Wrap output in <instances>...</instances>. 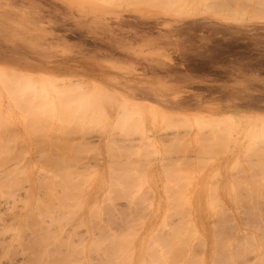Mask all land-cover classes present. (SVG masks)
I'll list each match as a JSON object with an SVG mask.
<instances>
[{
  "label": "rangeland",
  "instance_id": "374dc122",
  "mask_svg": "<svg viewBox=\"0 0 264 264\" xmlns=\"http://www.w3.org/2000/svg\"><path fill=\"white\" fill-rule=\"evenodd\" d=\"M202 1L0 0V264H264V1Z\"/></svg>",
  "mask_w": 264,
  "mask_h": 264
},
{
  "label": "bare ground",
  "instance_id": "6f19581e",
  "mask_svg": "<svg viewBox=\"0 0 264 264\" xmlns=\"http://www.w3.org/2000/svg\"><path fill=\"white\" fill-rule=\"evenodd\" d=\"M149 1H150V0H149ZM155 1H158V2H159V1H163V2H162L163 4L166 3V2H164V0H155ZM170 1H171V0L167 1V3H166L167 5H166V4H165V5L168 6L169 9H172L173 6H174V0H172L173 3H170ZM172 1H171V2H172ZM185 1H186V0H185ZM203 1H204V0H203ZM203 1H202V2H203ZM211 1H212V0H211ZM213 1H214V0H213ZM227 1H228V0H227ZM229 1H230V0H229ZM229 1H228V2H229ZM231 1L234 2V1H237V0H234V1L231 0ZM238 1H241V0H238ZM243 1H244V0H243ZM253 1H254V0H253ZM263 1H264V0H262L261 2H263ZM131 2H133V1H131ZM146 2H147V1H146ZM152 2H153V1H152ZM152 2H151V5H153ZM198 2H199V1H197L196 4H198ZM216 2H218V1L215 0L214 2H211V3L214 4V3H216ZM221 2H222V0H221ZM258 2H260V1H258ZM154 3H155V2H154ZM162 3H160V4L162 5ZM189 3H190V2H189ZM189 3H188V5H189ZM191 3H192V2H191ZM204 3H205V2H204ZM209 3H210V2H209ZM218 3L220 4V0H219ZM218 3H217V4H218ZM235 3H236V2H235ZM235 3H232L233 5L231 4V5H232V8L234 7V5L236 6ZM239 3L242 4V2H238V5H239ZM245 3H246V2H245ZM250 3H251V2H250ZM253 3L255 4L256 1L253 2ZM169 4H171V5H169ZM200 4H201V3H200ZM219 4H218V5H219ZM221 4H222V3H221ZM221 4H220V6H218L219 8H220V7L222 8L223 6H224V7L227 6V5H226L227 2L224 3V1H223V4H225V5L222 4L223 6H222ZM243 4H244V3H243ZM246 4L249 5V3H246ZM154 5H155V4H154ZM156 5H157V2H156ZM165 5H164V6H165ZM182 5H183V4H182ZM182 5H180V6H182ZM202 5H203V4H202ZM208 5H209V4H208ZM215 5H216V4H215ZM228 5H230V4L228 3ZM256 5H257L258 7H260V5L263 6V5H264V2H263V4H256ZM239 6H240V5H239ZM155 7H156V6H155ZM195 7H196V6H195ZM216 7H217V6H216ZM227 7H228V6H227ZM255 7H256V6H255ZM258 7L254 8V9H258ZM263 7H264V6H263ZM263 7H262V8H263ZM156 8H157V7H156ZM165 8L167 9V7H165ZM183 8H184V7H183ZM186 8H187V7H186ZM192 8H193V7H192ZM225 8H226V7H225ZM229 8H230V6H229ZM229 8H228V11H229V12H227V10H226L227 13H226L225 11L222 12L223 14L225 13V15H221V14H220V15L223 16V17L230 15L229 13H230V12L232 13V11H231L232 9L230 10ZM236 8H238V6H237ZM236 8H235V9H236ZM239 8H241V7H239ZM239 8H238V9H239ZM244 8H245V7H244ZM163 9H164V7H163ZM197 9H198V8H197ZM203 9H204V8H203ZM206 9H207V8H206ZM206 9H205V10H206ZM233 9H234V8H233ZM241 9H243V6H242ZM200 10H201V9H200ZM218 10H219V9H218ZM245 10H246V9H243V10H242V13H243V14H241V11H240V14H239V15H243L244 17H246L245 14H248V13H247V10H246V13H245ZM261 10H262V9L260 8L259 11H261ZM222 11H223V10H222ZM233 11H234V10H233ZM238 11H239V10H238ZM238 11H237V12H238ZM255 11H256V10H255ZM259 11H257L258 14H259ZM263 11H264V9H263ZM200 12H201V11H200ZM251 12H252V11H251ZM182 13H184V12H182ZM185 13H186V12H185ZM234 13H235V11L233 12V14H234ZM244 13H245V14H244ZM252 13H254V11H253ZM226 14H227V15H226ZM237 14H238V13H237ZM255 14H256V13H255ZM231 15H232V14H231ZM235 15H236V14H235ZM237 16H238V15H236V17H237ZM243 16H241V17H243ZM241 17H239V18L241 19ZM229 18H235V17L233 16V17H229ZM239 18H238V20H240ZM243 21H244V20H243ZM5 74H6V73H5ZM2 76H3V75H2ZM65 81H66V80H65ZM93 104H94V103H93ZM226 116H227V115H226ZM224 117H225V116H224ZM229 117H230V116H228V118H229Z\"/></svg>",
  "mask_w": 264,
  "mask_h": 264
}]
</instances>
